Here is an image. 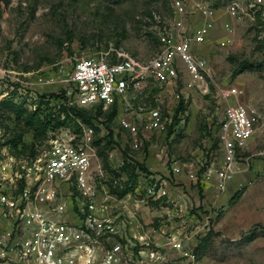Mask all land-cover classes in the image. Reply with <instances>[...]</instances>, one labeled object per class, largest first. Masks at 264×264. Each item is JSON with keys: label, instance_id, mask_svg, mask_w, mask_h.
<instances>
[{"label": "built area", "instance_id": "obj_1", "mask_svg": "<svg viewBox=\"0 0 264 264\" xmlns=\"http://www.w3.org/2000/svg\"><path fill=\"white\" fill-rule=\"evenodd\" d=\"M169 2L172 16L156 17L159 49L147 61L121 50L74 59L70 67L52 74L18 71L9 58L0 63V105L10 100L27 113L40 109L43 119L49 104L57 108L53 112L60 110L52 117L64 123L49 129L25 160L6 158L0 148V264L197 261L200 241L190 235L195 218H189L168 180L159 176L179 177L183 166L172 161L168 167L164 151L154 163L129 155V163L144 164L149 173L138 169L134 189L120 196L114 189H123L128 181L121 171L125 162L106 166L100 156L106 144L103 122L115 107L113 123L132 154L152 146L150 134L166 136L180 104L179 82L188 93H211L213 75L204 50L208 43L216 38L221 49L227 48L234 41L236 24L247 19L258 30L259 45H264V0H232L222 9L210 0ZM215 89L222 104L215 124L221 150L199 170L192 168L188 179L204 192L223 196L250 172L254 158L264 163V111L241 103L236 87ZM149 90L154 91L145 94ZM169 94L175 100L166 105ZM75 109L93 117L86 121ZM256 138L261 149L247 155ZM165 199L178 218L183 216L171 231L146 221L149 205H163Z\"/></svg>", "mask_w": 264, "mask_h": 264}, {"label": "rangeland", "instance_id": "obj_2", "mask_svg": "<svg viewBox=\"0 0 264 264\" xmlns=\"http://www.w3.org/2000/svg\"><path fill=\"white\" fill-rule=\"evenodd\" d=\"M210 1L222 9L232 0ZM158 16L171 18L169 0H0V63L9 58L18 71L52 74L60 67H70L74 59L121 50L147 61L159 49ZM235 28L230 46L221 49L215 38L204 49L213 75L209 95L188 93L178 83L185 111L172 135L150 134L152 146L132 154L126 148V138L118 133L117 122L111 125L116 137L108 161L113 166L127 161L129 155L154 163L163 151L168 167L172 161L183 166L179 177L166 178L161 172L159 176L168 180L172 195L188 209L189 218L194 216L190 228L194 241L210 235L203 254L192 264H264L263 161L254 158L250 172L223 196L204 192L188 179L192 168L199 170L221 150L215 128L222 109L215 89L218 85L238 88L241 103L264 111V48L259 49L258 30L247 19ZM183 94L189 95L187 101ZM174 100L169 94L165 103ZM9 104L0 106V148L6 158L25 160L44 137L26 126L29 113ZM10 140L14 142L8 144ZM260 149L261 140L256 138L247 155ZM242 188L245 191L240 198L232 199ZM166 201L150 204L146 221L171 231L183 216L178 218L174 205ZM170 264L184 263L175 259Z\"/></svg>", "mask_w": 264, "mask_h": 264}, {"label": "trees", "instance_id": "obj_3", "mask_svg": "<svg viewBox=\"0 0 264 264\" xmlns=\"http://www.w3.org/2000/svg\"><path fill=\"white\" fill-rule=\"evenodd\" d=\"M259 46H260L259 49L264 48L263 44L259 45ZM45 96H43V97H45ZM49 96H50V98H53L56 95L55 94H49ZM9 103H12V102L10 100H5L1 103V105L4 104V105L8 106V105H10ZM43 103L44 102L41 101L38 108H40V106ZM19 109H21L20 111H22V112L25 111L22 107L21 108L19 107ZM54 109H57V108L50 107L49 104H46V110L42 111L43 115H44L43 119H41V116L39 115L40 109H39V112L29 113V117H28V121L26 123V126L30 129H34V132L36 134L38 133L39 135H43V137L46 135V133L49 129L59 128V127L63 126L64 123L59 120L58 116H56L55 118L52 117L54 114H56L57 112L60 111V110H56L55 112H53ZM184 111H185V106H184V103L181 102L179 104L178 109H177V113L174 117L175 123L169 128L166 136L167 135L170 136L174 133V131H175L174 127L176 125H178V122H177L178 114L180 112H184ZM74 112L77 115L83 117L86 121L90 120L91 117H93L91 112L88 113L85 110L75 109ZM99 112H100V110L97 111V115H96L97 117L100 116ZM89 115H90V117H89ZM116 115H117V109L114 107V108H112V110L108 114L105 115L106 121L103 122V126L106 129V136L104 137L106 144L103 148L100 149V156L103 157L106 166H109V161H108L109 154H108V152L111 150L112 145L115 144V136H114L115 134L111 128V125H112L113 120L115 119ZM101 140H103V139H101ZM100 141H99V143H100ZM11 142H14V140H10L8 142V144ZM127 160H128V157H127ZM138 169L145 172V173H149L148 168L144 164L132 163V162L129 163L128 161H125L124 165L121 168V171L128 176V181L126 183H124L123 189L116 188V189H114V192L118 193L120 196H123L126 193H128L129 191H132L135 187L136 171ZM244 191H245V189L237 192L232 199L240 198V196L244 193ZM209 236H210L209 234L206 235V237L203 238L201 240V242H199L197 248L195 249L197 260L199 259V255L203 254V251L205 250V245L209 239Z\"/></svg>", "mask_w": 264, "mask_h": 264}, {"label": "crops", "instance_id": "obj_4", "mask_svg": "<svg viewBox=\"0 0 264 264\" xmlns=\"http://www.w3.org/2000/svg\"><path fill=\"white\" fill-rule=\"evenodd\" d=\"M217 36H219V33L218 34H216Z\"/></svg>", "mask_w": 264, "mask_h": 264}]
</instances>
